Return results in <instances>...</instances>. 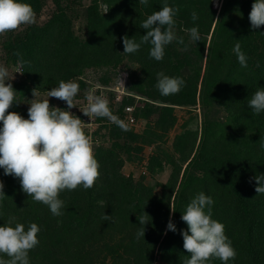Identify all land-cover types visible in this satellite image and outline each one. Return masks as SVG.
<instances>
[{"label": "trees", "instance_id": "16d2710c", "mask_svg": "<svg viewBox=\"0 0 264 264\" xmlns=\"http://www.w3.org/2000/svg\"><path fill=\"white\" fill-rule=\"evenodd\" d=\"M22 2L31 5L36 22L0 35L5 65L21 70V76L6 81L16 91V103L9 112L27 119L33 99H48L50 106L64 109L66 102L47 95L61 80L79 84L75 102L92 86L84 77L87 70L108 68L113 76L116 68L129 61L141 73L128 87L143 98L136 116L149 120L148 128L139 133L130 127L123 131L107 118L97 117L100 126L94 136L105 129L111 141L106 147L93 139L100 176L90 189L81 186L60 193L61 216L33 201L22 191L19 178L5 175L0 168L5 194L0 200V226L15 217L14 224H24L25 230L31 223L40 228L29 264H183L190 254L183 248L181 233L188 226L181 217L200 192L212 197V219L224 224L237 253L227 264H264V194L256 193L254 179L264 174L260 147L264 112L254 115L248 107L254 92L264 88V25L252 29L249 21L254 0H223L221 9L213 0H166L179 8L174 31L184 44L173 41L165 46L162 61L149 57L150 44L141 45L135 53H123V37H134L139 43L147 31L141 23L159 11L165 0H148L146 6L139 0H90L88 5L84 0ZM48 8L50 16L40 22ZM193 11L196 21L191 19ZM192 27L200 34L196 43L185 31ZM237 42L248 58L247 68L241 67L233 51ZM16 51L27 63L18 65ZM158 72L181 77L185 85L179 93L163 96L156 88ZM33 89H37L36 97ZM134 99L109 108L122 120L124 107ZM176 107H200L201 133L188 131L175 138V155L169 157L173 172L157 196L142 179L126 176L123 167L140 161L145 146L169 133L177 121ZM161 167L160 158L153 156L151 172ZM101 200L103 206L98 203ZM143 212L150 222L143 225L144 238L137 239L141 226L137 217ZM103 214L112 219H102ZM170 218L175 232L167 230ZM0 258L8 259L4 254ZM207 264L223 262L213 258Z\"/></svg>", "mask_w": 264, "mask_h": 264}, {"label": "clouds", "instance_id": "9594fccd", "mask_svg": "<svg viewBox=\"0 0 264 264\" xmlns=\"http://www.w3.org/2000/svg\"><path fill=\"white\" fill-rule=\"evenodd\" d=\"M139 3L146 6L148 0H139ZM178 11L179 8L169 6L165 0L159 11L153 12L141 23L140 27L147 31L139 43L134 37H123V53L132 54L137 52L141 45L150 44L149 57L162 61L165 46L173 41L184 44V38L177 37L174 31V17ZM191 19H198L195 11L192 12ZM249 21L252 29L264 25V0H254ZM35 22L36 14L30 4L22 0H0V35ZM185 31L191 42L200 41L197 27ZM183 50H187L186 45ZM233 51L241 67L247 68L248 58L241 51L239 42L235 44ZM14 55L19 58L18 65L27 63L19 51ZM12 79L13 77L9 78L8 68L0 65V122L3 125L0 128V168L4 170L5 175L19 178L22 191L33 201L48 206L54 216H61L64 201L59 198L60 193L81 186L85 190L90 189L100 176V165L94 156L91 137L85 133L84 122L79 117L71 111L50 106L48 99H33L27 119L17 112H9L16 103V91L11 83H6ZM117 84L124 87L120 76ZM184 85L185 81L181 77H170L164 72L157 73L156 88L163 96L179 93ZM78 92L77 82L61 80L58 87L52 88L47 95L48 98L66 102L68 109H72L76 107L74 99ZM32 94L36 97L37 89H33ZM86 99L88 105L83 111L85 116L107 118L121 130H129L128 125L112 113L105 97L90 90ZM248 107L254 115L264 112V88H258L254 92ZM260 147L264 149V142ZM254 179L258 185L255 188L256 193L264 194V174H259ZM3 189L4 184L0 181V200L5 197ZM98 203L103 206L105 202L101 200ZM213 204L211 196L200 192L182 214L181 218L188 226L187 230L181 233L183 248L190 254V258L185 259L183 264H207L213 258L227 264L229 260L235 259L237 253L225 234L224 224L212 219ZM15 219L9 217L7 223L0 226V254L8 257L7 260L0 258V264H29V252L39 244L38 225L31 223L25 230L24 224H14ZM102 219L111 220L112 216L103 214ZM137 219L141 226L136 237L144 238L143 225L150 222V217L143 212ZM167 230L176 231L171 218Z\"/></svg>", "mask_w": 264, "mask_h": 264}, {"label": "rangeland", "instance_id": "374dc122", "mask_svg": "<svg viewBox=\"0 0 264 264\" xmlns=\"http://www.w3.org/2000/svg\"><path fill=\"white\" fill-rule=\"evenodd\" d=\"M90 0H84V4L88 5ZM214 5L219 7L221 9L223 0H213ZM105 9V6H103ZM50 8L46 10V12L43 14L42 17H40L39 21L44 22L48 19V17L51 14ZM82 20V19H81ZM81 20L77 21L76 27L77 31L79 32V29L82 28V22ZM24 26V25H22ZM81 33V32H80ZM3 53L2 49L0 47V65H3L7 67L3 61ZM9 78L13 77L16 78L18 76H21V70L20 69H10L9 67ZM112 69H106V68H95L87 70L85 73L86 80L92 85L91 88L86 92V95L83 99L76 100L75 106L72 109H68L67 104L66 107L62 110H68L71 111L74 115L79 117L83 122L84 131L87 133L88 136L91 137L92 144H93V151L94 147L97 146L93 143V139L97 140L98 145H105L106 147H109L111 144V141L108 136L105 134L107 131L101 130V134L94 136V134L99 130L100 124L97 122V117L93 116V122L88 120V116H85L83 114V111L86 110L88 101L86 99V96L90 90L94 91L96 95H101L104 93L106 96L105 98L108 100V106L116 108L126 98L135 97L134 102L127 104L124 107V115L122 116V120L125 122L127 119L132 116L136 119V123L134 126L128 125V127L134 129L136 132L142 133L144 132L148 126H149V120H145L143 118H138L136 116L138 108H142V99L139 96H135L133 93L130 92L128 89L131 80L136 77H140L141 73L137 66L133 65L129 61L123 62L118 68H116L115 75H111ZM119 71L125 72L128 75V84L127 88L124 89L126 93L129 92V96L124 95L123 93H116L112 92L110 88H114L117 81V75ZM123 89H121V92ZM119 98V99H118ZM59 104H57L58 106ZM127 106H132L133 112L127 113L125 111V108ZM175 115L177 118V121L175 123V126L169 131L168 134H166L162 139L157 140L153 144H149L145 146L144 151L141 155L140 161L135 162H127L125 166L123 167V173L126 176H132L134 179L143 180L145 184L149 185L154 189V192L157 196H161L163 193V185H165L168 180L170 179L173 167L169 163V157L174 156V143L175 138L178 135L184 134L186 132H193V133H201V109L200 107H194V108H183V107H176L175 109ZM121 119V118H120ZM156 120V118H155ZM94 123V124H93ZM126 123V122H125ZM127 124V123H126ZM95 145V146H94ZM153 156L159 157L160 161L162 163L161 168H156L155 171L151 172L150 170V161ZM156 264H164L161 261H157Z\"/></svg>", "mask_w": 264, "mask_h": 264}, {"label": "built area", "instance_id": "2783aa9c", "mask_svg": "<svg viewBox=\"0 0 264 264\" xmlns=\"http://www.w3.org/2000/svg\"><path fill=\"white\" fill-rule=\"evenodd\" d=\"M121 77V80L123 81V84H124V87H122V86H120V85H118L117 84V81H116V85H115V87L113 88H110V90L112 91V92H116V93H123L124 95H126V96H129L130 94H129V92L128 93H126L125 91H124V89L125 88H127V84H128V75H127V73H125V72H122V71H119V73H118V75H117V80H118V77ZM121 89H123V91L121 92ZM103 97H105L106 95L104 94V93H102L101 94ZM131 96V95H130ZM119 99V98H118ZM133 107L132 106H127L126 108H125V111L127 112V113H131V112H133ZM88 120L91 122V124H92V122H93V118H88ZM126 123H127V125H131V126H134V124L136 123V119L132 116V114H131V116L127 119V121H125ZM94 124V123H93Z\"/></svg>", "mask_w": 264, "mask_h": 264}]
</instances>
